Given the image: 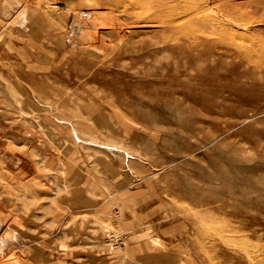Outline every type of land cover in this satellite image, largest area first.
I'll return each mask as SVG.
<instances>
[{
  "label": "rangeland",
  "instance_id": "obj_1",
  "mask_svg": "<svg viewBox=\"0 0 264 264\" xmlns=\"http://www.w3.org/2000/svg\"><path fill=\"white\" fill-rule=\"evenodd\" d=\"M3 37L0 264H264V0H24Z\"/></svg>",
  "mask_w": 264,
  "mask_h": 264
},
{
  "label": "crops",
  "instance_id": "obj_2",
  "mask_svg": "<svg viewBox=\"0 0 264 264\" xmlns=\"http://www.w3.org/2000/svg\"><path fill=\"white\" fill-rule=\"evenodd\" d=\"M24 9V0H0V40L3 44L8 25L18 22Z\"/></svg>",
  "mask_w": 264,
  "mask_h": 264
},
{
  "label": "built area",
  "instance_id": "obj_3",
  "mask_svg": "<svg viewBox=\"0 0 264 264\" xmlns=\"http://www.w3.org/2000/svg\"><path fill=\"white\" fill-rule=\"evenodd\" d=\"M90 18H91V13L83 11L79 14V17H78L80 22L78 20H76L77 22L75 20H72L71 23H72L73 27L75 28V30L78 31L79 30V23H81L82 21H87Z\"/></svg>",
  "mask_w": 264,
  "mask_h": 264
}]
</instances>
